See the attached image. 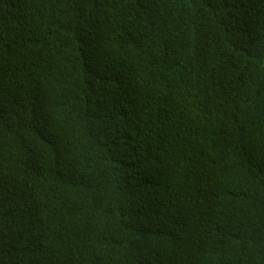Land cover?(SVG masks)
I'll list each match as a JSON object with an SVG mask.
<instances>
[{"label": "trees", "instance_id": "16d2710c", "mask_svg": "<svg viewBox=\"0 0 264 264\" xmlns=\"http://www.w3.org/2000/svg\"><path fill=\"white\" fill-rule=\"evenodd\" d=\"M0 264H264V0H0Z\"/></svg>", "mask_w": 264, "mask_h": 264}]
</instances>
